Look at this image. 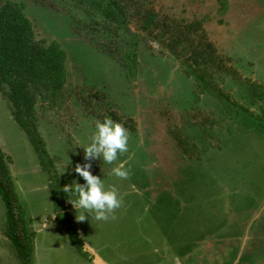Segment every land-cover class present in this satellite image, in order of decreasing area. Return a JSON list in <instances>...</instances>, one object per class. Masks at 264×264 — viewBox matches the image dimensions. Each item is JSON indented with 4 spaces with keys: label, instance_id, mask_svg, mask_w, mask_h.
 <instances>
[{
    "label": "rangeland",
    "instance_id": "rangeland-1",
    "mask_svg": "<svg viewBox=\"0 0 264 264\" xmlns=\"http://www.w3.org/2000/svg\"><path fill=\"white\" fill-rule=\"evenodd\" d=\"M53 1L58 8L35 6L33 13L31 0L25 7L35 18V41L57 40L67 54L64 99L36 97L44 159L0 92V147L35 232L34 264H264V100L251 97L264 95V0H152L161 18L203 21L222 59L215 77L250 113L197 92L178 56L152 36L159 31L146 34L132 24L119 30L118 41L137 63L129 72L74 31L71 15L84 14L73 0ZM134 40L137 49L128 45ZM206 114L232 118L233 129L217 127L209 135ZM105 116L127 130L128 149L112 164L85 161L77 146L89 142L93 120ZM176 137L191 144V157ZM121 160L126 178L110 172ZM85 162L121 196L106 220L86 214L80 221L83 210L63 191L73 180L84 183L74 168ZM1 204L0 264H21L14 245L1 241ZM74 235L80 240L71 241Z\"/></svg>",
    "mask_w": 264,
    "mask_h": 264
},
{
    "label": "trees",
    "instance_id": "trees-1",
    "mask_svg": "<svg viewBox=\"0 0 264 264\" xmlns=\"http://www.w3.org/2000/svg\"><path fill=\"white\" fill-rule=\"evenodd\" d=\"M31 1L34 3L30 6L31 11L35 6L58 8L53 0ZM66 1L72 2V0ZM72 3L84 14V16L76 13L71 15L75 24L74 31L81 38L88 40L99 53L128 66L129 72L133 68L136 69L137 63L135 56L131 57L134 53L132 55L126 53L127 48L123 46V42L118 41L119 30L132 24L146 34L159 31L152 36L158 38L166 48L178 56L187 74L193 76L197 92L218 96L229 107L240 106L249 112L248 108L237 104L232 100V94L222 88L223 79L215 77L214 69H217L222 59L220 52L204 32L203 21L186 23L171 19L169 16L161 18L162 14L152 0H73ZM26 6L27 0L22 2L0 0V92L14 120L27 134L38 155L44 159L47 153L34 116L36 97L41 94L47 95L48 100L54 103L64 99L62 91L67 78L65 67L67 54L57 40L35 41L36 31L32 20L35 18L31 19L29 14H26ZM60 7L63 11L68 9L65 5ZM64 12L67 13L68 10ZM134 36L140 37L139 34ZM128 45L136 49L139 46L138 41L135 40ZM225 58L231 60L229 56ZM232 69L229 72L234 70ZM251 97L254 100H264L262 94L258 96L253 94ZM204 119L205 125L202 127L209 135H212L217 127L226 126L229 131L231 127L233 129L232 123L228 125L229 120L232 119L230 117L219 119L217 115L206 114ZM176 138L180 140V148L184 155L191 157L193 148L191 144L186 139ZM0 200L6 215L3 233L14 245L16 258L21 264H34L35 232L29 229L25 220L24 209L19 203L15 182L1 147ZM73 227L75 228L74 225ZM70 240L80 239L74 235ZM83 245L84 243H80V250Z\"/></svg>",
    "mask_w": 264,
    "mask_h": 264
},
{
    "label": "clouds",
    "instance_id": "clouds-1",
    "mask_svg": "<svg viewBox=\"0 0 264 264\" xmlns=\"http://www.w3.org/2000/svg\"><path fill=\"white\" fill-rule=\"evenodd\" d=\"M93 124L94 130L89 142L77 147L83 149L85 161L99 158L103 163L112 164L117 161L118 154L127 151L128 132L121 123L109 116H105L103 120L94 119ZM124 165L123 160L115 163L110 169L111 175L126 178L128 171ZM90 167L87 162L83 165L76 164L74 172L83 178L84 183L80 184L73 180L71 185L63 187V191L72 194L74 199L70 203L76 210H83L80 221L86 218V214L97 221L106 220L113 210L120 206L121 196L115 185H105L100 177L91 174Z\"/></svg>",
    "mask_w": 264,
    "mask_h": 264
},
{
    "label": "crops",
    "instance_id": "crops-1",
    "mask_svg": "<svg viewBox=\"0 0 264 264\" xmlns=\"http://www.w3.org/2000/svg\"><path fill=\"white\" fill-rule=\"evenodd\" d=\"M13 172H14V171H13ZM0 202H1V200H0ZM1 203H2V202H1ZM1 205H3V203H2ZM1 208L3 209L4 206H3V207L1 206ZM4 211H5V209H4ZM3 237H4V239H2L1 241H3V242L6 244V246H7V245H8V240H9V239L4 235V233H3ZM9 242H11V241L9 240ZM11 243H12V242H11ZM90 249H91L92 252H95V249H94V248H90ZM95 253H96V252H95ZM96 256H98V257H97L98 259H100V258L102 259L101 256H99V255H97V254H96ZM99 257H100V258H99ZM101 259H100V260H101ZM102 264H109V262L102 263ZM110 264H111V263H110Z\"/></svg>",
    "mask_w": 264,
    "mask_h": 264
}]
</instances>
